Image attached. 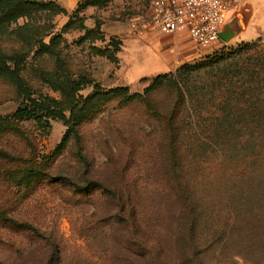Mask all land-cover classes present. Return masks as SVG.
I'll return each mask as SVG.
<instances>
[{"label": "rangeland", "instance_id": "obj_1", "mask_svg": "<svg viewBox=\"0 0 264 264\" xmlns=\"http://www.w3.org/2000/svg\"><path fill=\"white\" fill-rule=\"evenodd\" d=\"M16 1L0 0V10ZM32 1L42 3L0 21V264H134L116 255L117 241L136 230L115 223L114 196L129 187L137 209L125 211L142 218L149 237L168 184L166 112L182 91L190 127L206 139L224 120L225 103L232 118L246 107L261 77L248 78L249 86L237 73L264 59V0L253 18L260 36L251 26L238 43L173 69L146 38L153 0ZM165 72L172 76L147 92ZM74 80L84 83L81 91ZM120 88L127 90L80 115V143L71 134L58 152L75 100ZM134 94L143 98L126 101ZM20 107L35 113L17 119ZM250 134L259 135L249 129L243 139Z\"/></svg>", "mask_w": 264, "mask_h": 264}, {"label": "trees", "instance_id": "obj_2", "mask_svg": "<svg viewBox=\"0 0 264 264\" xmlns=\"http://www.w3.org/2000/svg\"><path fill=\"white\" fill-rule=\"evenodd\" d=\"M108 1L86 0V5L102 6ZM41 3L18 0L14 7L0 10V21L10 19L22 7H39ZM237 74L243 80H251L254 75L261 77L258 84L253 85L256 94L247 99V108L238 110L237 117H230L236 111L231 110L233 105L229 107L228 102L225 103L229 109L224 120L212 129L213 137L205 139L198 131H192L189 99L182 91L166 112L171 128L169 157L165 156L168 184L164 200L159 203L163 207L162 216L157 217L154 228H146L152 231L149 237L142 229V226L145 228L142 218L125 211L128 207L137 209L127 198L129 187H125L119 197L114 196L120 205L115 223L133 226L136 230L124 233L117 241L116 255L123 261L134 264H239L238 260H242L244 264H264V59H259L255 66L239 69ZM171 76L159 74L147 92ZM72 85L75 92L85 86L81 80H74ZM126 90L98 91L87 98H77L66 120L68 132L57 151L66 149L71 134L80 143L78 128L84 119L81 114H88L92 106ZM190 95L195 97L193 91ZM141 98V94H134L126 101ZM34 113L31 107H20L13 116L24 119ZM234 121H238L237 125ZM249 129L252 133L258 130L259 135L250 134L243 139L242 134ZM185 145L190 148L183 149ZM100 187L103 192L112 193L106 186ZM159 225L161 229L156 231Z\"/></svg>", "mask_w": 264, "mask_h": 264}, {"label": "built area", "instance_id": "obj_3", "mask_svg": "<svg viewBox=\"0 0 264 264\" xmlns=\"http://www.w3.org/2000/svg\"><path fill=\"white\" fill-rule=\"evenodd\" d=\"M248 0H153L151 24L164 34L187 32L199 50L216 49L220 31Z\"/></svg>", "mask_w": 264, "mask_h": 264}, {"label": "crops", "instance_id": "obj_4", "mask_svg": "<svg viewBox=\"0 0 264 264\" xmlns=\"http://www.w3.org/2000/svg\"><path fill=\"white\" fill-rule=\"evenodd\" d=\"M262 1L263 0H248L239 10L240 12L238 14L235 12L229 17L222 31L220 41L218 42L219 46L229 47L238 43L236 40L244 32H247L249 27L257 26L253 18L257 6L259 5L260 7L263 5ZM257 27L258 36H260L262 28L260 26ZM146 33V38L150 41L149 44L152 45L153 49H155L160 56L158 61H163L168 64L170 69L177 67L187 60H195L204 55H208L215 50L214 46L205 50H199L187 32L164 34L152 27L150 30H147Z\"/></svg>", "mask_w": 264, "mask_h": 264}, {"label": "water", "instance_id": "obj_5", "mask_svg": "<svg viewBox=\"0 0 264 264\" xmlns=\"http://www.w3.org/2000/svg\"><path fill=\"white\" fill-rule=\"evenodd\" d=\"M240 10V9H239ZM237 11L236 13L238 14L240 11ZM225 26V25H224ZM224 26L222 27V29H221V31H220V38H221V36H222V31H223V29H224Z\"/></svg>", "mask_w": 264, "mask_h": 264}]
</instances>
